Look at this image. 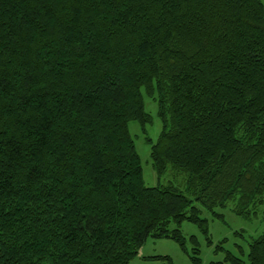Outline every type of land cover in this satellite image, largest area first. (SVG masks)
Returning a JSON list of instances; mask_svg holds the SVG:
<instances>
[{
	"label": "trees",
	"instance_id": "1",
	"mask_svg": "<svg viewBox=\"0 0 264 264\" xmlns=\"http://www.w3.org/2000/svg\"><path fill=\"white\" fill-rule=\"evenodd\" d=\"M263 199L264 0H0V264H128Z\"/></svg>",
	"mask_w": 264,
	"mask_h": 264
},
{
	"label": "rangeland",
	"instance_id": "2",
	"mask_svg": "<svg viewBox=\"0 0 264 264\" xmlns=\"http://www.w3.org/2000/svg\"><path fill=\"white\" fill-rule=\"evenodd\" d=\"M142 93L144 108L152 117V122L145 127V134L151 142H155L161 129L156 101L144 91ZM128 129L140 157L144 183L148 186L163 183L167 175L160 178L156 175L150 157V144L146 143L140 124L131 120ZM171 181L179 185L178 180L172 178ZM197 205L201 210L200 216L206 219L205 229L183 220L178 227L184 237V244L167 237H147L138 254L128 264H235L237 259L243 264H250L249 242L264 237V199L256 205H250L248 216L238 213L236 201L233 200L228 201L225 206L215 208V213ZM170 227H175V224L172 223ZM195 246L198 249V263H194Z\"/></svg>",
	"mask_w": 264,
	"mask_h": 264
}]
</instances>
